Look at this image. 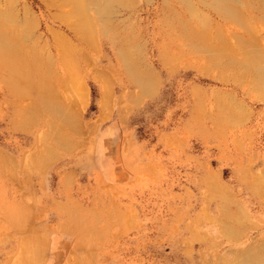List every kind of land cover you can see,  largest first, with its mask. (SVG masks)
Segmentation results:
<instances>
[{
	"label": "rangeland",
	"instance_id": "1",
	"mask_svg": "<svg viewBox=\"0 0 264 264\" xmlns=\"http://www.w3.org/2000/svg\"><path fill=\"white\" fill-rule=\"evenodd\" d=\"M121 1L86 0L83 40L68 5L0 0L38 64L24 96L0 66V264H225L264 238V69L241 61L264 60L223 11L264 54V0Z\"/></svg>",
	"mask_w": 264,
	"mask_h": 264
},
{
	"label": "bare ground",
	"instance_id": "2",
	"mask_svg": "<svg viewBox=\"0 0 264 264\" xmlns=\"http://www.w3.org/2000/svg\"><path fill=\"white\" fill-rule=\"evenodd\" d=\"M117 1L123 3V1H121V0H117ZM125 1H128V0H125ZM218 1H220V0H218ZM49 2L52 5L54 4V5H58V6L59 5H68V6H70L72 8L70 14L72 13L73 15L79 17V22H78L79 24H76V29L80 32V37L83 40H92V39H94L93 38V33H95L96 30L94 31L93 30L94 28L91 27L92 24L90 23V19H88L89 17L86 15V4H85L86 3V0H49ZM240 6H241V4H240ZM244 7L245 8L244 9H241V10L240 9L238 10L236 8H234L233 10L230 9V8L229 9L225 8V9H223V11H224V14L226 13L228 19H230V20L231 19L232 20H237V23L240 24V25H242L244 27V29L247 30L246 32H248V34L250 36H252L251 38L254 37L253 39H255V42L253 40L254 43H252V44L253 45L257 44L258 47H257V45H255V46L257 47V50L260 52L261 49L259 50V48L262 47V46L259 44V42L257 40V36H256L257 35L256 32H257V29H258V27H257L258 24H257L256 27L253 26V21H254L255 18L254 17H253L254 19L251 18L252 17L251 16L252 15L251 14V10L249 12H247V7L246 6H244ZM3 8L4 9L0 8V66L3 67L7 71V73H8V76H6L7 77L6 80H8L7 83L9 82L8 84L10 85L11 92L14 93L15 95H18V96H24V95H27L26 92H30L32 90V74L35 73L34 70H36V66L38 64L35 63L34 60H33L34 65H32V52L29 53V51H27L28 49H27L26 46H28V45H26V41H24V40H26L25 39L26 36H24L25 35V32L20 27L19 20L14 16L13 11H12V9L9 6H5L4 5ZM108 9H109V7H108ZM218 9H220V8H218ZM109 12L110 11H108V13ZM192 15H194V14H192ZM67 19H68V17L66 18V20ZM263 20H264V18H263ZM255 21L257 22V19ZM92 30L94 32H92ZM204 30L206 31L205 28H204ZM199 32L201 33V30ZM217 32H219V31H217ZM81 33L83 34V37H82ZM200 33H198L197 35L200 37V40H201L202 38L200 36L201 35ZM204 35L207 36V34H205V33H204ZM94 36H96V35L94 34ZM205 36H204V38H206ZM206 39L209 40L208 38H206ZM256 40H257V42H256ZM57 41L60 42V44L63 47V45H64L63 43L64 42L61 39H59V38L57 39ZM205 41H203V42H205ZM206 42L209 43V41H206ZM206 45H208V44H206ZM225 46L226 47H229L227 45H225ZM225 46L223 48H225V50H227ZM219 50L218 51L215 50V51H217L216 53L220 52ZM222 50H221L220 53H222L224 51V50L223 51ZM231 50H234V49H231ZM231 50H230V52H234V51H231ZM254 50L257 53V55H256V56H258L257 58H260V60L263 61L264 60V54L263 53H259L256 49H254ZM69 51L71 53V50H69ZM122 51L123 52L126 51V48H124V50H122ZM73 52L70 54L71 55L70 56V59H65V60L63 59L64 60L63 63H66L68 67L71 66V71H73V69H74V67H73V59H72ZM261 52H264V50L261 51ZM128 53H130L129 50H128ZM128 53L126 52V53H123V54H125L124 56H126V54H128ZM255 54H254V56H255ZM128 55H130V54H128ZM245 55H247L246 52H244V60H246V61L241 60V61H243L242 62L243 65H247L249 67H253V70H250V71H252L254 73L256 72V74L258 73L257 76L260 77L259 76V72L257 70H260L261 71V69H264L263 66H262L263 64L260 65L259 62H256V60L254 61V59L247 58V57L245 58ZM67 57H69V56H67ZM73 57H74V54H73ZM63 58H65V57H63ZM126 59H127V57H126ZM253 61L256 62V63H258V64H256V65L253 66V64H254ZM246 62H247V64H245ZM240 65H241V63H240ZM259 65H260V67H259ZM127 66H129V65H127ZM241 67H243V66H241ZM243 68H245V67H243ZM240 70H242V69H240ZM250 71H248L247 74H249ZM241 72L239 71V73H241ZM261 72H263V70ZM135 76H136V74H135ZM42 77L43 76H40L41 79H45L44 77L43 78ZM259 79H260L259 80V84H260L259 86H263L264 87V77L263 78H259ZM241 81H242V79H241ZM73 85H74V83H73ZM148 94L149 93H147V91L143 90V92H141L139 95H137V97L135 98V101L136 100L139 101L140 99H142L141 96L148 95ZM232 106H234V105H232ZM235 107H238V106L235 105ZM24 111H26V110H24ZM22 113H24V112H22ZM24 115L27 118H29V119L32 117V115H27L26 113H24ZM249 185L252 188L253 192L255 194H257L258 197H264V171L262 173H260L259 176L257 175L256 177H254L249 182ZM223 201H225V200H223ZM221 210H226V209L224 207H221ZM223 213H224L223 218L224 219H227V222L221 221L219 223L222 224V225H224L226 223L227 226L225 228L221 227L222 228V231L221 232L224 233V234L226 233L227 236L226 235L225 236L227 238H230V239L242 238V236H244L243 230H244V225H245L244 222H243V220H242V218H239L238 215H236V214H233V215L232 214H229L227 211L226 212L224 211ZM243 218H244V214H243ZM25 243H26V246H28V244H27L26 241L23 242V244H25ZM39 252H35V253H39ZM37 256H39V254ZM221 261H224L225 264H264V238H259V239L253 240L245 248H243L241 250H235L234 251V254L232 255L231 260H228L227 258H225V259H223ZM216 264H217V261H216Z\"/></svg>",
	"mask_w": 264,
	"mask_h": 264
}]
</instances>
